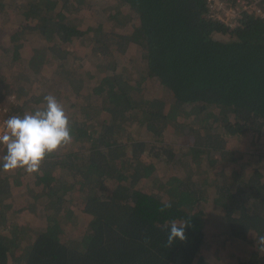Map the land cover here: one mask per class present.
<instances>
[{"label": "trees", "instance_id": "obj_1", "mask_svg": "<svg viewBox=\"0 0 264 264\" xmlns=\"http://www.w3.org/2000/svg\"><path fill=\"white\" fill-rule=\"evenodd\" d=\"M114 1L120 6L110 21L123 13L121 7L136 20L129 34L82 28L80 13L90 0H21L14 6L20 9L18 26L5 52L27 54L19 71L23 81L30 80L24 74L40 75L50 59L67 62L73 46L91 36L92 53L100 59L140 48L144 70L134 77L136 68L125 74L117 61L111 63L96 92L99 111L88 103L71 105L85 116L70 120L72 147L47 155L33 174L46 199L42 227L17 224L22 210L12 212L11 197L22 183L0 171V264H210L202 254L210 227L204 201L222 214L225 244L248 248L249 257L239 264H264V253L253 256L252 246L264 236V157L253 165L264 151L246 143L264 132V19L248 14L231 30L210 18L206 0ZM12 2L0 0V18ZM55 72L65 75L80 99L84 79L64 64ZM2 77L0 102L14 92ZM150 81L170 99L150 96ZM24 89L17 91L19 100ZM39 97L31 94L10 115L36 110L45 103ZM100 111L107 116L98 126ZM170 131L182 136L190 155L170 142ZM204 152L219 155L230 173L223 169L211 179L197 174ZM166 204L171 207L161 213ZM76 208L88 220L86 232L74 238L66 228ZM171 220L188 221L186 240L164 247Z\"/></svg>", "mask_w": 264, "mask_h": 264}, {"label": "rangeland", "instance_id": "obj_2", "mask_svg": "<svg viewBox=\"0 0 264 264\" xmlns=\"http://www.w3.org/2000/svg\"><path fill=\"white\" fill-rule=\"evenodd\" d=\"M21 0H13L12 4L9 5L7 12L8 16H3L0 18V79L5 78L7 83L11 86L12 91L10 94L6 96V98L10 96H14L16 98L17 91L21 88H25L24 90L27 92L26 97L22 100L27 101L30 100V95L36 93L39 95V100L43 102L44 97L46 95H58V101L63 105L64 110L70 120L74 119H85V116L82 114L81 110L71 108L72 104H86L88 103L89 107H96L93 111L96 113L97 107H99L101 102V97L96 93L98 87L100 86L101 79L107 70V66L111 63H115L117 61V66L119 68V72L129 74V72L136 68L137 70L133 71L134 77H137L139 73H142L144 70V66L140 60L141 57V49L138 47L130 48L125 54L108 57L105 59H100L92 53V36L87 39L86 44L77 43L72 48V54L69 56L67 62L61 63L59 60L55 61L50 59L44 71L36 76L32 74H24L26 77H29V82L23 81L19 75V71H21L27 62V54L24 52H17L12 55L5 52V49L10 47L13 44V38L16 34V27L18 26V20L16 19L18 14L20 13V9H16L14 6L18 5ZM90 6L83 10L80 13V26L82 28L88 29L90 27H101V30H107L111 32H115L118 34H129L133 31L136 20H133V15L130 13L128 8H119L123 13L119 16L117 20L114 19V13L116 12V8L120 6V3L114 0H90ZM89 9V10H87ZM45 42L43 41L42 46H45ZM70 47V46H68ZM63 48H67L64 45ZM24 51H29L31 48L29 46L23 47ZM20 54V55H19ZM118 59H117V58ZM80 59V61H79ZM60 64H64L70 71L77 74L78 79H84V87H83V95L80 99H77L76 96L72 94V89L65 80V75L61 73H56L55 68L59 67ZM112 64V65H113ZM53 72V74H52ZM28 88V89H27ZM30 91V95L28 93ZM147 92L152 97H163L166 100L170 99V96L163 91V88L153 81L148 82ZM22 100L16 98L14 104H8L12 112V106L22 105ZM4 102V101H3ZM30 107H35L34 104L30 102ZM30 109H25L24 112H34ZM18 115V113L16 114ZM107 116L105 113H98L96 122L98 126L102 124L103 119ZM213 118L212 115L206 116L205 118ZM138 125L132 129L133 131H137ZM141 129V128H140ZM167 138L172 142L178 151L180 148L183 150L185 155H190L188 147L186 146L182 136L178 135L174 131H170L167 135ZM249 145V149H258L260 153L264 151V132L262 134H254L252 136L251 141H246ZM254 145V146H253ZM1 146V145H0ZM246 144L241 145V148L244 149ZM66 147H72L71 142L66 145ZM2 148V147H0ZM245 151V150H243ZM3 149H0V159L3 157ZM65 152L64 147L62 146L56 152L55 155H62ZM203 163L200 166V169L197 170V174L206 176L211 179L213 175H217L221 170H225L230 173L229 165L227 162L221 161V157L219 155H211V153L204 152L202 154ZM264 157L263 154L255 155V162L253 165L260 161L261 158ZM217 160V163L211 164V161ZM264 169V165L261 167ZM19 170L13 172L5 173L12 181L15 179L19 180L22 185L20 187L14 188L13 196L11 197V202L13 204V210L21 211L17 224L21 226L28 227H42L45 224L44 218V203L46 199L42 195L41 187H38L35 182V178L33 174H28L24 170L23 176L19 177ZM149 184V183H148ZM147 184V185H148ZM209 194L213 196L214 190L210 189ZM78 207V206H77ZM204 211V215L210 218V227L207 236V242L203 248L202 254L209 261L210 264H239L241 263V259L249 257L248 248L244 243H236L233 246H227V235L228 227L226 223L222 222V214L218 211L211 203L204 201L201 206ZM75 209V221L69 224L66 228V232L69 236L77 238L80 237L83 233L86 232V222L88 217L81 213V210ZM81 213L77 217V213ZM77 212V213H76ZM252 246L256 249V241L252 244ZM258 251L255 250L253 256L258 255Z\"/></svg>", "mask_w": 264, "mask_h": 264}, {"label": "clouds", "instance_id": "obj_3", "mask_svg": "<svg viewBox=\"0 0 264 264\" xmlns=\"http://www.w3.org/2000/svg\"><path fill=\"white\" fill-rule=\"evenodd\" d=\"M44 101L34 112L13 115L5 120L0 130V145L6 151L0 171L24 170L30 175L38 173L47 155L71 142L70 121L63 105L51 94L46 95ZM170 207V204H166L159 211L164 213ZM187 227L186 220L167 222L164 247H172L177 241L184 242ZM149 242L146 237L144 243ZM256 250L260 254L264 253V236L256 240Z\"/></svg>", "mask_w": 264, "mask_h": 264}, {"label": "built area", "instance_id": "obj_4", "mask_svg": "<svg viewBox=\"0 0 264 264\" xmlns=\"http://www.w3.org/2000/svg\"><path fill=\"white\" fill-rule=\"evenodd\" d=\"M263 1L237 0L236 3H231L228 0H206V5L211 19L234 30L239 27L245 15L253 14L264 19V8L261 5ZM15 100L14 96H10L0 102V130L3 129L5 120L11 116L8 104H14Z\"/></svg>", "mask_w": 264, "mask_h": 264}]
</instances>
